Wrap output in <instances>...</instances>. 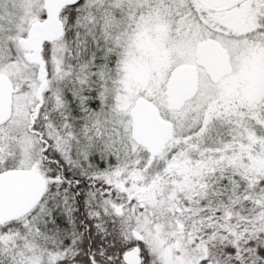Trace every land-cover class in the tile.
Instances as JSON below:
<instances>
[{
    "label": "snow or ice",
    "instance_id": "1",
    "mask_svg": "<svg viewBox=\"0 0 264 264\" xmlns=\"http://www.w3.org/2000/svg\"><path fill=\"white\" fill-rule=\"evenodd\" d=\"M0 264H264V0H0Z\"/></svg>",
    "mask_w": 264,
    "mask_h": 264
}]
</instances>
